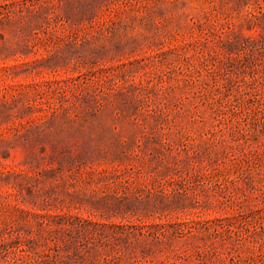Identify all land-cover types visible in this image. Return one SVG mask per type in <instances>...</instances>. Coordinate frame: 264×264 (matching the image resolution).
I'll list each match as a JSON object with an SVG mask.
<instances>
[{
  "label": "rangeland",
  "instance_id": "rangeland-1",
  "mask_svg": "<svg viewBox=\"0 0 264 264\" xmlns=\"http://www.w3.org/2000/svg\"><path fill=\"white\" fill-rule=\"evenodd\" d=\"M0 264H264V0H0Z\"/></svg>",
  "mask_w": 264,
  "mask_h": 264
}]
</instances>
